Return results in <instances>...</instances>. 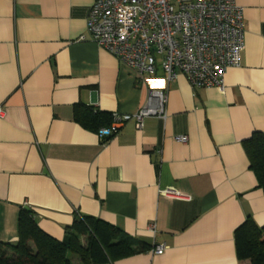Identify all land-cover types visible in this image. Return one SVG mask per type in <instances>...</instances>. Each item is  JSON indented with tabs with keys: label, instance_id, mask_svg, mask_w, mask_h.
Segmentation results:
<instances>
[{
	"label": "crops",
	"instance_id": "0c3cea01",
	"mask_svg": "<svg viewBox=\"0 0 264 264\" xmlns=\"http://www.w3.org/2000/svg\"><path fill=\"white\" fill-rule=\"evenodd\" d=\"M93 2L0 0V242L18 243L28 209L57 241L80 215L147 246L113 264H249L236 258L234 232L247 217L264 227L244 148L264 134V0H235L244 52L223 87L192 90L178 74L165 121L127 123L106 143L75 122L76 108L134 114L162 72L144 85L89 39ZM156 246L167 249L154 256Z\"/></svg>",
	"mask_w": 264,
	"mask_h": 264
},
{
	"label": "built area",
	"instance_id": "2783aa9c",
	"mask_svg": "<svg viewBox=\"0 0 264 264\" xmlns=\"http://www.w3.org/2000/svg\"><path fill=\"white\" fill-rule=\"evenodd\" d=\"M86 33L144 85L151 83L148 77L162 72L161 85L149 89L136 113L111 115L110 126L97 133L102 143L127 123L142 130L147 119L165 121L166 93L178 74L192 90L221 88L227 71L242 65L244 18L235 0H94ZM175 141L186 144L188 138ZM160 195L180 197L172 190ZM154 229L152 225L150 231ZM166 249L156 246L151 253L161 256Z\"/></svg>",
	"mask_w": 264,
	"mask_h": 264
},
{
	"label": "trees",
	"instance_id": "16d2710c",
	"mask_svg": "<svg viewBox=\"0 0 264 264\" xmlns=\"http://www.w3.org/2000/svg\"><path fill=\"white\" fill-rule=\"evenodd\" d=\"M74 120L83 128L98 133L109 127L111 116L88 108H76ZM250 170L264 193V134L256 132L244 142ZM19 240L16 245L0 242V264H113L139 254L146 245L128 238L118 228L98 219L76 215L65 229L63 241L42 232L30 210L21 209L18 217ZM236 258L240 263L264 264V227L251 217L235 230Z\"/></svg>",
	"mask_w": 264,
	"mask_h": 264
},
{
	"label": "rangeland",
	"instance_id": "374dc122",
	"mask_svg": "<svg viewBox=\"0 0 264 264\" xmlns=\"http://www.w3.org/2000/svg\"><path fill=\"white\" fill-rule=\"evenodd\" d=\"M73 264H79V261L73 257H70Z\"/></svg>",
	"mask_w": 264,
	"mask_h": 264
},
{
	"label": "water",
	"instance_id": "95a60500",
	"mask_svg": "<svg viewBox=\"0 0 264 264\" xmlns=\"http://www.w3.org/2000/svg\"><path fill=\"white\" fill-rule=\"evenodd\" d=\"M26 210H28V209H26Z\"/></svg>",
	"mask_w": 264,
	"mask_h": 264
}]
</instances>
